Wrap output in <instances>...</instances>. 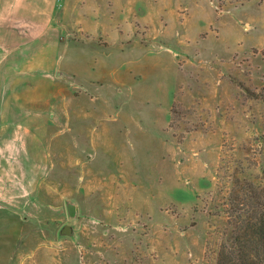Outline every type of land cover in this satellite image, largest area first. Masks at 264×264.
I'll list each match as a JSON object with an SVG mask.
<instances>
[{"label":"rangeland","instance_id":"1","mask_svg":"<svg viewBox=\"0 0 264 264\" xmlns=\"http://www.w3.org/2000/svg\"><path fill=\"white\" fill-rule=\"evenodd\" d=\"M55 20L51 102L0 125V264H216L234 179L264 183V0H59Z\"/></svg>","mask_w":264,"mask_h":264},{"label":"crops","instance_id":"2","mask_svg":"<svg viewBox=\"0 0 264 264\" xmlns=\"http://www.w3.org/2000/svg\"><path fill=\"white\" fill-rule=\"evenodd\" d=\"M59 0H0V125L46 110L47 85L60 84ZM56 72V73H55ZM55 92V91H54ZM53 92V93H54ZM8 165V164H7Z\"/></svg>","mask_w":264,"mask_h":264},{"label":"trees","instance_id":"3","mask_svg":"<svg viewBox=\"0 0 264 264\" xmlns=\"http://www.w3.org/2000/svg\"><path fill=\"white\" fill-rule=\"evenodd\" d=\"M216 264H264V183L235 178Z\"/></svg>","mask_w":264,"mask_h":264},{"label":"water","instance_id":"4","mask_svg":"<svg viewBox=\"0 0 264 264\" xmlns=\"http://www.w3.org/2000/svg\"><path fill=\"white\" fill-rule=\"evenodd\" d=\"M66 210L69 216L74 217L77 214L78 207L72 201L66 202ZM75 234V227L72 223L66 222L62 224L58 230L60 236H73Z\"/></svg>","mask_w":264,"mask_h":264}]
</instances>
